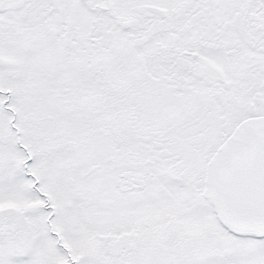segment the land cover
I'll return each instance as SVG.
<instances>
[{"label":"snow or ice","instance_id":"1","mask_svg":"<svg viewBox=\"0 0 264 264\" xmlns=\"http://www.w3.org/2000/svg\"><path fill=\"white\" fill-rule=\"evenodd\" d=\"M0 264H264V0H0Z\"/></svg>","mask_w":264,"mask_h":264}]
</instances>
